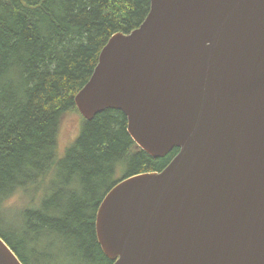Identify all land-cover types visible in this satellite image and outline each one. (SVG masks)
Segmentation results:
<instances>
[{"label": "water", "instance_id": "1", "mask_svg": "<svg viewBox=\"0 0 264 264\" xmlns=\"http://www.w3.org/2000/svg\"><path fill=\"white\" fill-rule=\"evenodd\" d=\"M75 95L116 110L161 172L123 178L96 235L114 264H264V0H150ZM0 264H23L0 237Z\"/></svg>", "mask_w": 264, "mask_h": 264}, {"label": "trees", "instance_id": "2", "mask_svg": "<svg viewBox=\"0 0 264 264\" xmlns=\"http://www.w3.org/2000/svg\"><path fill=\"white\" fill-rule=\"evenodd\" d=\"M150 7V0H0V237L23 264H114L96 235L100 203L120 179L161 172L179 153L151 157L128 134L124 113L87 121L74 100L111 36L137 29ZM77 114L80 132L60 154L64 123ZM16 194L30 204L9 206Z\"/></svg>", "mask_w": 264, "mask_h": 264}, {"label": "rangeland", "instance_id": "3", "mask_svg": "<svg viewBox=\"0 0 264 264\" xmlns=\"http://www.w3.org/2000/svg\"><path fill=\"white\" fill-rule=\"evenodd\" d=\"M81 120H82V117L79 114L74 115L73 117H68L66 119V123H64L63 129L61 131L60 143L58 145V152L60 154H63L64 151L67 149V147L70 145V143H72L75 140V138L78 136L80 132V128H81ZM121 170L122 172H118V175H117L118 178L123 177L125 175L124 173L127 172L126 168H123ZM56 173H57V170L55 169V172L53 173L52 177ZM29 202H30V199L28 195L16 194L7 201V204L11 206L12 208L13 207L20 208V207H24L30 204ZM12 210L13 209H11V214L13 215ZM2 228L7 229V224L4 223Z\"/></svg>", "mask_w": 264, "mask_h": 264}]
</instances>
